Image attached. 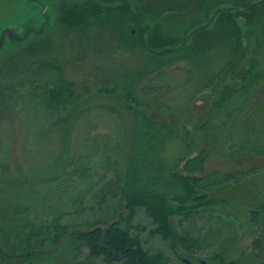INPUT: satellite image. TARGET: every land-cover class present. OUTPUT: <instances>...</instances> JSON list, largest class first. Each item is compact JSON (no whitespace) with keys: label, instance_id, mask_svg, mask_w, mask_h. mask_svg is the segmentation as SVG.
Listing matches in <instances>:
<instances>
[{"label":"trees","instance_id":"1","mask_svg":"<svg viewBox=\"0 0 264 264\" xmlns=\"http://www.w3.org/2000/svg\"><path fill=\"white\" fill-rule=\"evenodd\" d=\"M134 2L135 0H65L59 12L55 9L58 14L57 23L61 29L64 28L63 31L79 29L85 35L96 34L113 25L116 30H121L127 48V37H134V45L148 58L146 65L139 66L133 74L140 76V80L143 76L152 74H155L152 78H163L164 69L173 62L197 59L196 67L187 71L190 74L201 65L202 59H212L218 53L219 44L227 46L229 51L222 57L226 61L225 65L209 73V79H205L202 85L203 90L207 91L205 96L211 100L209 115L199 124L202 136L204 139L214 136L210 133V125L215 123L214 114L228 110V120L222 122L224 127L232 120L231 106H236V111L241 112L240 116L247 119L235 124L238 131L230 137L231 156L238 160L237 165L241 166L247 149L252 156L264 155V119L260 129L256 130L258 126L251 124L248 116L244 114V111L250 109L249 112L254 116L264 113V58L259 54L264 45V0H223L221 4L211 3L209 8L201 9L204 21L214 8L223 6V9L214 18L213 26L205 24L199 28L196 27L204 23L201 17H195L196 20L190 22L180 17L184 11L178 8L183 6L179 1L174 0L170 4L172 7L168 4L169 8L166 6L161 10L160 14H165V18H158L152 8H146L144 0L135 7ZM194 30L196 31L193 33ZM53 59L51 57L37 62L41 67L40 72L44 69L50 72L53 83L40 91L35 88V92L29 94L30 99L24 102L33 106L32 102L36 103L41 99L42 103H39L47 111L58 112L70 109L77 104L78 99L74 96L76 83L66 78L64 70L52 63L57 61ZM236 63L243 64L245 70L235 77L223 75ZM226 77L233 80L223 81ZM189 78L191 79L192 75ZM130 79L133 78L126 79L123 85L125 92L122 94H119L114 82L105 84L100 89L101 93L114 97L127 110L133 120L132 133L136 135L129 143V149L122 162L106 158L109 159L105 161L106 170L113 172L114 176L102 177L99 185L72 198L71 210L55 213L49 220L35 222L28 215L29 208L12 210L15 219L10 220L12 225H6L10 234L30 238L15 239L9 243L10 239L4 238L8 236V231L3 229L5 226L0 225V242L12 253H24L40 242L36 237L55 238L46 239V242L41 239L39 243L41 246L52 248L60 241L56 238L67 236L68 239L63 240L62 248L69 247L70 244L75 252H81L83 246L91 249V254L84 264L91 258L100 257L105 264H118L117 261H120V264H167L169 257L164 251L146 249L144 240L133 233L134 230L141 229L139 225L134 224V220L137 212L142 209L153 225L150 234L159 235L168 243L170 249L180 252L184 250L181 253L191 257L198 251L218 245L219 251L210 258L211 264H225L224 260L230 253V243L233 239L231 236L222 230L216 234L210 232L205 236L192 235L185 226V223L204 219L202 213H207L217 217V221H220L222 216L230 219L231 222L225 224L226 230L236 222L255 230L251 247L233 264H245L248 259H256L259 264H264V191L258 194L250 182V179L252 181L264 172V165L251 167L246 171L215 170L210 174L199 175L205 173L211 152L209 149H203L197 158L187 161L184 170L168 167L163 158L167 144L179 140L188 148L197 149V143L195 145L193 142L199 136L196 132L199 129L197 130L196 125L189 128L192 117L188 114L172 113V109L163 104H155L153 107L148 97L154 92H159L157 86L150 83L141 91V95H137L132 82H128ZM235 80L237 85L232 83ZM34 82L36 81H29L30 84ZM14 95L16 96L10 85L9 90H4V96L0 98L13 105L19 101V97L24 98L18 95L15 100ZM247 106L249 109L246 110ZM112 113L119 114V110L116 109ZM61 115H58L55 126L68 129V119ZM71 117L76 119L80 116ZM243 127L251 130L248 133L252 134V138L243 140L245 145L242 146L237 143L236 136ZM194 134L197 136L194 137ZM246 145L249 147L246 148ZM238 148L242 149V152L235 154ZM66 156L71 170L64 176H70L72 172L71 178L76 173L83 177L89 167L84 165L80 157L70 160L67 154ZM85 158L87 159V156ZM54 164L57 166V161ZM49 172L47 176L51 174V177L45 176L46 179L29 176L17 179L14 187L35 192L34 188L38 187L40 182H53L55 178H52L56 175ZM58 186L59 190L63 189L61 182ZM231 188L238 189V192ZM220 189H224V193H220ZM227 189H231L233 194L226 193ZM89 196L93 205L86 207L85 201ZM235 201L244 206L236 212L231 208ZM225 211H230L231 214L227 215ZM84 215H92L94 219L78 224L64 223L67 216L81 218ZM243 215L247 217H244L245 220ZM116 218H119V221L109 224ZM98 225H105V231L97 228L89 233L79 230L68 235L69 231L78 227L90 230ZM219 239L225 240L220 242ZM114 254L118 259H114ZM33 258L34 255L26 256V260Z\"/></svg>","mask_w":264,"mask_h":264},{"label":"rangeland","instance_id":"2","mask_svg":"<svg viewBox=\"0 0 264 264\" xmlns=\"http://www.w3.org/2000/svg\"><path fill=\"white\" fill-rule=\"evenodd\" d=\"M64 1L11 0L13 5L12 23L20 36L23 35V31L40 28L44 24L46 28L41 33H32L27 40L15 42L9 50L3 51L0 55V96H4V90H9L11 85L16 96L24 97L23 99L19 97V101L14 105L12 103L8 104L0 98V225L5 226L3 229L8 231V236L4 238L10 239L9 243L15 241V239L30 238L29 236L10 234V229L6 225H12L10 220L15 219L12 210L21 211L24 208H29L28 215L30 219L37 223L41 220H49L55 216V213L71 210L72 198L99 185L102 177L111 178L114 176L113 172L106 170L105 161L109 160L106 158H110L111 161L122 162V158L126 156L129 149V143L133 138H136V135L132 133L134 132L133 120L127 110L114 97L105 96L100 92L102 86L110 82H114L119 94H122L125 92L123 85H125L126 79L132 77L133 79L128 80V82H132L133 90L137 95H141V91L152 83L159 90V92H154L148 97L153 107L155 104L167 105L172 109V113L180 114L181 112L192 117L189 128L196 125L197 130L199 129V131H196L199 136L194 134V137L197 136V140L193 142L195 145L197 143V149L188 148L183 141L179 140L168 143L163 156L168 167L174 169L178 167L184 170L190 157L194 155L193 159L197 158L199 152L203 149H209L211 152L205 173L199 175L210 174L215 170L226 172L232 170L246 171L251 167L264 165V155L252 156L249 149L245 150L247 155L241 160V166L237 165L238 160L230 154V137L238 131L235 124L247 119L240 116L241 112L236 111V106H231L232 120L224 127L222 122L228 120V110L214 114L215 123L210 125V133L214 134L213 137L204 139L199 127L200 122L206 120L209 115V104L211 102L205 96L207 91L203 90L204 87L202 88L203 82L205 79H209V73L219 70L225 65L226 61L222 57L229 51L227 46L219 44L218 53L212 59H202L201 65L196 68L195 72H192L193 74H188L187 71L196 67L195 62L197 59L191 61L185 59V61L179 60L173 62L172 65H168L164 69L165 75L163 78H152L155 75L152 74V76H143V79L140 80V76H134L133 74L139 69V66L146 65L145 62L148 58L142 53V50L137 49L134 45L135 38L131 35L127 37V48L126 42L122 39L124 36L121 30H116L113 25L93 35L92 33L85 35L79 29L63 31L64 28L61 29L62 27L57 23V11L59 12V8L64 4ZM173 1L144 0V4L146 3V8H152L153 13L158 18H165L166 15L160 14V12ZM176 1L183 4L181 8L177 6L184 11L180 17L190 22L200 17L204 21L201 9L209 8L211 3L213 5L221 4L223 0ZM2 2L4 3V11H0V16L6 13V0H2ZM138 3L141 4V0H135L134 7ZM156 7H159V9ZM167 7L169 8V6ZM215 10L214 8L204 23L196 28L204 26L206 21H210V18L215 14ZM3 25L5 24H0V29ZM211 25L213 26V22H210L209 26ZM259 54L264 58V45ZM51 57L57 60L52 61V63L64 70L66 78L76 83L74 96L78 99L77 104L70 109H62L58 112L47 111L39 103L41 99H38L36 103L32 102L33 106L29 103L26 104L30 99L29 94L35 92V88L40 91L53 83L50 72L46 69L40 72L41 67L37 63ZM8 60L11 62L7 63ZM227 70L223 75H234L235 77V75L245 70V66L236 63ZM190 75H192L191 79L189 78ZM232 80L227 77L223 78L225 82ZM29 81L36 82L30 84ZM232 83L237 85L236 80ZM16 96L14 95L15 100L17 99ZM39 96H41L40 93ZM116 109L119 110L120 115L112 113ZM245 109L247 110L249 107L247 106ZM250 110L244 111V114L248 116L251 124L254 123L258 126L256 130H259L264 119V113L254 116L253 113L249 112ZM58 115L67 117L68 129L59 125V127L55 126L56 119L59 118ZM71 115L80 117L73 119ZM250 131L245 127L241 128L236 136L237 143L243 146L245 145V142H242L243 140H251L252 134L248 133ZM248 144L250 146V143ZM195 145H192V147ZM249 146L246 145L245 147L248 148ZM241 152L242 149L238 148L235 154ZM66 154L70 160L80 157L84 165L89 167L83 177L76 173L71 178L72 172L70 176L68 174L64 176L66 172L68 173L71 170L69 162H66ZM56 161L57 166L54 164ZM49 171L54 172L56 176L52 179H55L53 182H40L38 187L34 188L35 192L14 187L17 184L16 180L23 179V177L45 178L46 176V178H49L51 177V174L47 176V173H50ZM60 182L63 184L61 190L58 188ZM250 182L252 188H256L258 194L262 193L264 191V172L253 178L252 181L250 179ZM231 189H227L226 193L233 194ZM224 191V189H220L219 192L224 193ZM233 191L238 192V189H233ZM235 197H233V200ZM91 205H93V201L89 196L85 201V206L90 207ZM242 207L244 206L238 201H235L231 206L232 211L235 212L241 210ZM225 212L227 215L231 214L230 211ZM202 215L205 216L202 220L185 223L187 231L192 235L202 234L205 236L210 232L216 234L222 230L226 235L231 236L233 239L230 243V253L224 260L225 264L235 263L243 256V252L251 247L254 241L252 239L255 235L254 229L249 228L247 225L244 227L243 224L236 222L232 223V226L226 230L225 224L231 222L230 219L220 216L222 219L217 221V217L213 215L207 213H202ZM233 215L235 216V214ZM244 217L246 216L243 215V220H245ZM93 219L92 215H84L81 218L67 216L64 223L78 224L81 221L89 222ZM116 220L119 221V218L113 219L112 222ZM134 224L141 227V229L134 230L133 233L144 240L145 248L164 251L169 257L167 264H189L183 258L193 261L192 264H211L210 258L219 251L217 245L198 251L194 256L187 257L181 253L184 250L180 252L170 249L168 243L159 235L150 234L153 225L151 219L142 209L137 212ZM5 239L3 240L6 243ZM219 240L223 242L225 239ZM38 241L41 243V239H38ZM43 242H46V240ZM39 243L34 244L33 250L39 251L57 247L56 245L48 248L47 245L41 246ZM68 245L69 247L65 246L64 248L61 245L58 251L51 254L38 252L29 254L34 255V258L28 260H26V256L22 259H10L0 256V264H84L91 253L75 252L70 244ZM0 246L9 254L20 253L10 252L9 248L4 246L2 242H0ZM117 262L120 264V261ZM86 264L105 263L103 258L100 257L91 258ZM245 264L259 263L256 259L255 261L248 259Z\"/></svg>","mask_w":264,"mask_h":264},{"label":"flooded vegetation","instance_id":"3","mask_svg":"<svg viewBox=\"0 0 264 264\" xmlns=\"http://www.w3.org/2000/svg\"><path fill=\"white\" fill-rule=\"evenodd\" d=\"M3 8H4V3L2 2V0H0V11H4ZM0 21H1L0 24H5L0 29V43H1L0 55H1L3 51L9 50V48L13 46V44L16 41L14 39L15 34H17L19 38H21L24 35L25 31H23V35L20 36V34L16 32L17 29L13 26V23H12L13 5L11 4V0H6V13L1 14ZM10 59H11V56H10ZM8 62H11V61L8 60L7 63ZM37 239H55V238L43 236V237H38ZM56 239H68V238L61 236ZM114 259H118V258H114ZM190 263L192 264L193 261H190Z\"/></svg>","mask_w":264,"mask_h":264},{"label":"water","instance_id":"4","mask_svg":"<svg viewBox=\"0 0 264 264\" xmlns=\"http://www.w3.org/2000/svg\"><path fill=\"white\" fill-rule=\"evenodd\" d=\"M219 11H220V10H218V11L216 12V14H217ZM32 30H34V29H30V30H29V31H28V32H27V33H26V34H25L20 40H24V39H26L27 36H28V34H29ZM14 39H19V37L15 35V36H14ZM0 45H1V43H0ZM190 158H194V155L191 156ZM111 224H112V223H111ZM97 228H102L103 230H105V229H106V226H104V225H100V226H98V227H95V228H93V229L87 231V232H93V231H95ZM77 230H81L82 232H86L83 228H77V229H75L74 231H77ZM74 231H71V232H69L68 234H71V233L74 232ZM62 241H63V239L60 240L58 246H57L56 248H54V249L39 250V251L32 250V251H28V252H25V253H22V254H15V255H13V254H9V253L5 252V251L1 248V246H0V255L3 256V257L11 258V259H22V258H24V256L29 255V254H34V253H36V252H38V253H44V254H51V253H53V252H56V251L60 248V246H61V244H62ZM81 251H82L83 253H89L91 250H90L89 248L83 247V248H81Z\"/></svg>","mask_w":264,"mask_h":264}]
</instances>
